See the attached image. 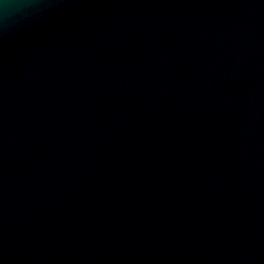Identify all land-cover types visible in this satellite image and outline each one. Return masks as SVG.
Returning <instances> with one entry per match:
<instances>
[{"label":"water","instance_id":"water-1","mask_svg":"<svg viewBox=\"0 0 264 264\" xmlns=\"http://www.w3.org/2000/svg\"><path fill=\"white\" fill-rule=\"evenodd\" d=\"M0 264H264V0H0Z\"/></svg>","mask_w":264,"mask_h":264}]
</instances>
